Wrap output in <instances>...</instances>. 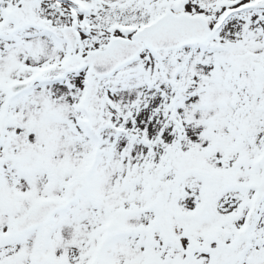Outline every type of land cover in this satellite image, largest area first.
Returning a JSON list of instances; mask_svg holds the SVG:
<instances>
[{
    "label": "snow or ice",
    "instance_id": "snow-or-ice-1",
    "mask_svg": "<svg viewBox=\"0 0 264 264\" xmlns=\"http://www.w3.org/2000/svg\"><path fill=\"white\" fill-rule=\"evenodd\" d=\"M0 264H264V0H0Z\"/></svg>",
    "mask_w": 264,
    "mask_h": 264
}]
</instances>
